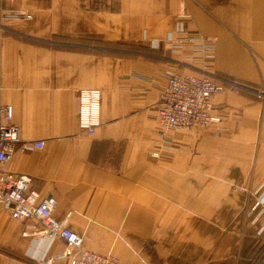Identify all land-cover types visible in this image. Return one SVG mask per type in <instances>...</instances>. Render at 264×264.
Wrapping results in <instances>:
<instances>
[{"label": "crops", "instance_id": "obj_1", "mask_svg": "<svg viewBox=\"0 0 264 264\" xmlns=\"http://www.w3.org/2000/svg\"><path fill=\"white\" fill-rule=\"evenodd\" d=\"M179 26L211 38L209 55L155 41ZM170 70L243 87L213 94L220 123L163 138ZM83 88L100 89L93 134L79 126ZM254 90L264 93V0H0V104L12 105L21 138L45 141L6 168L55 197L52 216L84 249L119 264H260L264 100ZM30 223L0 210V264L65 251Z\"/></svg>", "mask_w": 264, "mask_h": 264}, {"label": "built area", "instance_id": "obj_2", "mask_svg": "<svg viewBox=\"0 0 264 264\" xmlns=\"http://www.w3.org/2000/svg\"><path fill=\"white\" fill-rule=\"evenodd\" d=\"M16 16L29 17L30 13L13 12ZM180 16H186L184 9ZM174 51L189 49L209 55L213 40L205 35L179 26L163 38ZM243 87L238 81L212 74L182 73L167 71L166 79L160 91L157 119L159 134L166 137V130H186L195 127H209L222 120V114L214 108L212 96L226 88ZM256 97L264 100V93L254 90ZM79 126L88 134L95 132L100 122V89L83 88L78 90ZM11 104H0V210L6 211L17 220H31L28 231L44 233L49 238H61L67 245L64 252L57 256L41 259L40 264H53L59 257H70V264H119L111 254H103L82 247V237L69 229L65 220L52 216L56 204L55 197L42 196L32 186L31 178L26 174L7 170L6 163L16 151L39 149L44 146V139H23L19 135L18 125L12 122ZM158 157L159 151H151ZM75 251V254H73ZM264 264V245L257 259Z\"/></svg>", "mask_w": 264, "mask_h": 264}, {"label": "rangeland", "instance_id": "obj_3", "mask_svg": "<svg viewBox=\"0 0 264 264\" xmlns=\"http://www.w3.org/2000/svg\"><path fill=\"white\" fill-rule=\"evenodd\" d=\"M262 247H263V246H262ZM262 247H261V248H262ZM261 248H260V249H261ZM259 251H260V250H259ZM259 251H258L257 254H256V259H257V255H258Z\"/></svg>", "mask_w": 264, "mask_h": 264}]
</instances>
